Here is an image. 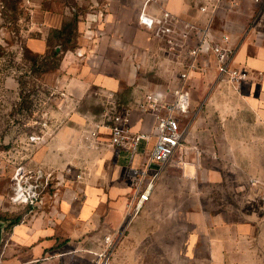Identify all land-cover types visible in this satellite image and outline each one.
<instances>
[{
	"label": "crops",
	"instance_id": "crops-1",
	"mask_svg": "<svg viewBox=\"0 0 264 264\" xmlns=\"http://www.w3.org/2000/svg\"><path fill=\"white\" fill-rule=\"evenodd\" d=\"M145 1L21 0L24 17L19 20V30L22 38L14 43L11 39V42L7 41L2 15L4 5L0 0V51L4 48L2 42L6 41L7 49L20 45L23 50L43 56L51 44L60 47L55 32L76 16L75 48L88 53L79 59L74 55L75 48L64 52L59 82L51 89L59 87L67 92L69 99L61 100L62 105L58 108L66 106L70 113L60 122L59 131L48 144L35 145L34 151L31 154L26 152L18 163L27 169L49 171L76 162L79 140L76 134L70 133L73 123L68 118L75 119L78 99L96 91L104 101L112 102L114 106L121 104V111H130L132 131L151 130L153 117L139 110V102L153 90L172 98L169 89L175 85L188 55L186 49H181L177 55L167 53L163 49V40L140 25L138 15ZM206 1L151 0L146 10L161 14L168 9L201 24L213 17L217 36L230 34L236 49L232 65L247 70V79L237 86L220 78L208 53L200 54L197 72L204 79L211 72L208 75L214 79L212 104L225 98L227 107L221 106L231 115L225 121L226 126L241 127L244 133L227 132L214 135L211 140L209 136L199 137L197 133V140L203 146H207L206 142L215 143L212 145L214 157L204 155L197 163L196 155L187 152L190 164L184 171L171 161L162 169L149 201L166 206L173 182L179 183L180 192L194 198L191 206L195 207L186 211L178 208V218L189 224L179 252L199 253L201 243L209 239L211 248L208 251L215 263L224 262L227 254H234L238 263L242 255L261 252L256 243L264 234V2L241 0L236 8L223 6L215 13L201 12L199 7ZM99 10L105 12L106 21L97 25L103 29V34L96 38L93 37L96 26L91 17ZM195 43L192 38L190 44ZM16 74L11 68L0 69V93L12 97L19 94L21 85ZM190 79L191 75L187 81L191 93ZM125 93L129 94L126 102L119 101ZM190 105L191 123L186 140L194 143L188 136L195 123L197 126L200 122L203 124L204 117L198 120L192 114V96ZM91 119L84 115V121ZM94 138L89 139L88 144H104L101 146L104 149L87 152V169L80 170L79 183L72 185L71 178L61 172V182L56 187L53 183L55 188L50 195L45 194L41 208L13 205L9 201L11 190L0 194V222L4 223L0 264H90L94 257L92 251L102 247L104 235L123 226L127 204L132 199L131 167L145 163L154 139L142 143L130 163L125 149L109 143L108 129H101ZM64 142L69 144L68 152L61 149L60 144ZM12 163L11 174L16 164ZM20 208L23 211H19ZM18 214H22L21 220L7 227V223ZM125 234L117 243L115 252L122 246ZM239 264L250 263L246 260Z\"/></svg>",
	"mask_w": 264,
	"mask_h": 264
},
{
	"label": "rangeland",
	"instance_id": "rangeland-1",
	"mask_svg": "<svg viewBox=\"0 0 264 264\" xmlns=\"http://www.w3.org/2000/svg\"><path fill=\"white\" fill-rule=\"evenodd\" d=\"M18 12L20 15L17 21H13L11 18H4V28L9 38L7 39L8 42L13 40L15 43L16 40L22 38L19 30V20L22 16L24 17V14L21 10ZM5 42H2L4 43V48L0 51V54H2L0 69L6 71V69L11 68L13 72H16L18 79L21 80L23 92L21 95L20 90L19 94L14 97L5 92L0 93V194L9 193L11 190L10 168L13 165L11 162L14 161L17 164L22 161L23 155L27 153L31 154L34 151L33 148L36 144H29L27 142V136L34 130L38 132L41 130L42 126L37 123L39 119H42L41 116L44 113H49L50 126L44 129L47 137L42 143L45 144L52 140V137L61 127L60 122L70 113L66 106L58 108L56 101L54 102L49 99L52 86L59 82L58 78L62 66V57L59 58V56L51 55L44 56V58L39 57L38 64H36L35 61L25 57L24 50L20 45H15L7 49ZM67 45L65 44V47ZM58 49H61V47ZM50 51L52 52L53 49ZM19 53L21 57H19ZM31 55L33 54L31 53ZM197 70L196 68L190 74V89L193 99L192 114L195 115V118L197 116L198 120L204 117V122L202 125L200 122L198 126L195 123L190 137L188 136L189 140L195 142L187 141L185 157H189L188 154L193 153L196 155L198 163L204 155L214 157L215 152L213 151L212 145L215 143L212 141L210 143L206 142L207 146H203L197 140V133L199 137L209 136L211 140V137L214 135H223L227 132L239 134L244 133V130L234 125L226 126L225 121L231 115L228 114L227 109L222 108L223 106L221 104L227 107V101L224 98L221 101L217 100L214 105L212 104L211 86L214 84V79L208 75L211 72H208V74L205 73L206 75L203 74L208 77L204 79L203 77H199ZM128 96L129 94L125 93L118 100L126 102L124 100ZM78 100L79 102L74 110L75 119L68 118L73 123V125H70V133L73 135L76 134L79 140L75 154L76 162L69 163L63 169H48L49 171H54V177L52 179L55 185L57 178L63 175L66 178L68 176L71 178L73 181H71L72 185L79 183L78 181L81 179L80 170L85 171L87 169V163H85L86 159H89L87 158V152L92 149H104L101 147L104 144H96L95 146L88 144L89 139H95L93 136L88 137L96 124L93 120H103L112 116L120 112L122 106L121 104L114 106L112 102L104 101L100 93L97 95L95 93L84 95ZM207 100L208 102L206 103ZM84 115L92 117L91 121L85 120V122ZM101 129L103 130V128ZM66 140L68 141L67 137ZM60 146L63 151L68 152V142L61 143ZM173 162L174 165L181 167L183 171L190 164L188 161L187 164L182 165L175 159ZM4 165H6L5 169H3ZM54 188V186H50L45 190V194L50 195ZM171 188L166 206L161 207L154 203L151 204L149 201L142 208L141 212L137 215V219L126 231L122 246L115 252L113 264H239L240 262L245 263L246 260L250 264H264V234L261 238L257 239L260 242L257 241L256 243L260 247L261 252L257 255H242L238 263H236V256L234 254H227L224 256L226 257L224 262L215 263L213 255L208 251L211 248L209 239H205L201 243L202 245L199 247L201 252L199 253L187 254L179 252L183 248V242L189 224L187 221L178 218V208L184 209L185 211L195 208L191 206L194 198L186 197L184 193L180 192V186L177 182H173ZM19 211H23V209L20 208ZM182 229H185V232Z\"/></svg>",
	"mask_w": 264,
	"mask_h": 264
},
{
	"label": "built area",
	"instance_id": "built-area-1",
	"mask_svg": "<svg viewBox=\"0 0 264 264\" xmlns=\"http://www.w3.org/2000/svg\"><path fill=\"white\" fill-rule=\"evenodd\" d=\"M149 1L151 0L145 1L138 15L140 25L163 40V49L167 53L177 55L181 49H186L188 61L179 71L175 85L169 89L172 98H167L162 92L153 90L147 92L139 102V110L153 117L151 130L132 131L130 111L125 110L103 120H96L94 129L88 135V137H96L100 134L101 128L108 129L109 143L120 149H125L129 153L130 163L139 152L140 145L147 144L154 139L145 163L141 166L131 167L132 199L127 204L125 223L119 229L104 235L102 247L92 251L94 257L90 264H113L117 243L126 232L127 226L150 200L162 169L174 159L182 165L188 163L185 152L186 137L191 123V93L187 81L191 71L198 66L200 54L211 55L219 77L222 79L238 86L248 77L247 70L232 65L236 49L232 44L231 36L229 33L217 36L213 27V17L201 24L185 19L168 9H164L161 14H152L146 10ZM251 1L258 4L264 2V0ZM240 2L241 0H207L199 9L201 12L215 13L223 6L236 8ZM91 20L96 26L93 28V37L97 38L103 34V29L98 28L97 25L106 21V14L99 10L93 13ZM89 29L91 30V28ZM192 38L196 40L193 45L190 44ZM73 51L79 59L88 55L79 47ZM98 93L96 91L95 95ZM49 99L59 103V107L62 105L59 100L67 101L69 95L65 90L53 87L50 90ZM41 118L37 121L42 126L41 130L39 132L34 130L27 136L29 144L38 145L46 140L47 135L44 129L50 126L49 113H44ZM5 167L6 165L3 166V169ZM53 177L54 171H46L42 168L27 169L23 164L17 163L11 174L9 201L18 207L41 208L45 201V190L53 185ZM59 182L61 179L58 177L56 184Z\"/></svg>",
	"mask_w": 264,
	"mask_h": 264
},
{
	"label": "trees",
	"instance_id": "trees-1",
	"mask_svg": "<svg viewBox=\"0 0 264 264\" xmlns=\"http://www.w3.org/2000/svg\"><path fill=\"white\" fill-rule=\"evenodd\" d=\"M3 2L4 8L2 11V15L5 19H9L11 18V20L13 21H17V19H19V15L20 13L18 11L21 10L20 8V2L21 0H1ZM10 11V13H9ZM77 21H78V17H74L71 21H68L65 23L64 27L58 31L55 32V36H57L58 38V44H60L61 49H58L57 46L55 44H51L49 50L43 55V56H39V55H31V52L27 49L24 50V55L25 57H27L28 59L30 58L31 60L35 61L36 64H38V58L39 57H43L44 56H59L63 57L64 52L69 49V48H75L76 44H75V36H76V25H77ZM1 44V43H0ZM65 44H71V45H67L69 47H65ZM53 49V51L51 52L50 50ZM20 81V85H21V80ZM23 89L21 86V91L20 94L22 95ZM22 218V214H18L17 216H15L13 219H11L8 223H7V227H10L13 224L18 223ZM1 219V218H0Z\"/></svg>",
	"mask_w": 264,
	"mask_h": 264
},
{
	"label": "water",
	"instance_id": "water-1",
	"mask_svg": "<svg viewBox=\"0 0 264 264\" xmlns=\"http://www.w3.org/2000/svg\"><path fill=\"white\" fill-rule=\"evenodd\" d=\"M3 226H4V223L3 222H0V244H1V241H2Z\"/></svg>",
	"mask_w": 264,
	"mask_h": 264
}]
</instances>
